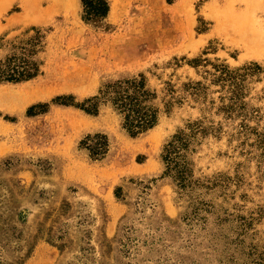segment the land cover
I'll return each instance as SVG.
<instances>
[{
    "label": "rangeland",
    "instance_id": "obj_1",
    "mask_svg": "<svg viewBox=\"0 0 264 264\" xmlns=\"http://www.w3.org/2000/svg\"><path fill=\"white\" fill-rule=\"evenodd\" d=\"M106 1L84 21L79 0H0L1 69L42 35L38 73L0 82V264H264V56L224 23L264 34V0ZM139 74L179 102L135 137L108 106L51 102ZM194 121L181 193L160 153ZM94 133L100 161L79 147Z\"/></svg>",
    "mask_w": 264,
    "mask_h": 264
},
{
    "label": "trees",
    "instance_id": "obj_2",
    "mask_svg": "<svg viewBox=\"0 0 264 264\" xmlns=\"http://www.w3.org/2000/svg\"><path fill=\"white\" fill-rule=\"evenodd\" d=\"M82 6L81 17L84 21L104 19L109 11L106 0H79ZM33 34L28 39L27 57L21 60L13 58L6 65L8 70L0 68V82H19L28 80L38 73V64L33 58L42 37L39 29L31 28ZM29 56V57H28ZM11 61H13L11 63ZM53 104L74 106L84 113L96 115L101 106H108L119 116L121 127L132 137L143 134L153 128L162 113H169L174 103L171 92L159 96L156 90L146 84L144 75L122 78L106 82L98 89L97 94L75 102L72 96H59L51 101ZM49 104L40 105L41 108ZM33 108V107H31ZM31 111V109H29ZM198 132L203 133L204 127L198 121L188 123L184 129L173 134L163 145L160 158L164 166L163 175L170 177L178 192L192 193V179L187 154L193 137ZM79 147L86 150L88 157L94 161L105 158L109 150L105 134H87L79 141Z\"/></svg>",
    "mask_w": 264,
    "mask_h": 264
},
{
    "label": "bare ground",
    "instance_id": "obj_3",
    "mask_svg": "<svg viewBox=\"0 0 264 264\" xmlns=\"http://www.w3.org/2000/svg\"><path fill=\"white\" fill-rule=\"evenodd\" d=\"M230 17L231 16H229L227 21L224 23L227 24L230 29L232 28V31L234 30L236 32V34L239 36L237 39H240L239 41L243 42V45L246 48L245 50L248 52V54L264 56V34H262V32L261 34L257 33L258 31L255 32L254 30L256 29L252 30L250 28L251 26L249 27L247 24L248 22L246 23L244 22L245 20L243 21L241 19L242 17L235 16L231 19ZM247 19L249 20L250 18ZM249 23L251 24L252 21Z\"/></svg>",
    "mask_w": 264,
    "mask_h": 264
}]
</instances>
